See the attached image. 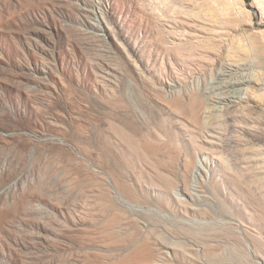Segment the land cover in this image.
I'll use <instances>...</instances> for the list:
<instances>
[{"label": "rangeland", "instance_id": "1", "mask_svg": "<svg viewBox=\"0 0 264 264\" xmlns=\"http://www.w3.org/2000/svg\"><path fill=\"white\" fill-rule=\"evenodd\" d=\"M263 36L264 0H0V264H264Z\"/></svg>", "mask_w": 264, "mask_h": 264}, {"label": "bare ground", "instance_id": "2", "mask_svg": "<svg viewBox=\"0 0 264 264\" xmlns=\"http://www.w3.org/2000/svg\"><path fill=\"white\" fill-rule=\"evenodd\" d=\"M205 7H207V6H205ZM243 10H244V8H243ZM205 14L206 15H210V9ZM250 41H251V39H249V42ZM248 46H250V45H248ZM251 46H253V45L251 44ZM248 50H250V49H248ZM242 51H243V49H242ZM231 53H233V51ZM244 53H245V51L243 52V54ZM244 55H247V54H244ZM236 56H238V55H236ZM234 63H233V65H231V64H222V66L218 70V73L216 74V77L214 79H212V81L217 80V81H215V83L212 82L213 85L216 84V86L213 87V88L211 86L212 89H214L215 91H218L217 97H214V99H212V100L216 101V98H217L218 102L224 106L223 107L224 108V110H223L224 112L223 113H224V117L226 116L227 132H228L229 135H231V138L233 137V133L236 132L235 129H236L237 125H235V124L239 123V118L238 117H243L244 116L243 112H240V114H237L238 111H236L237 106L240 104V102H242L244 100V97H242V94L244 92V87L246 85H248L249 83H251V82H255L256 83L258 81V79L257 80L256 79L253 80V77H252L251 73H246L247 69H241L240 67H238V65H237V68H234L235 67ZM231 141L230 142L233 143V139ZM234 143H235V141H234Z\"/></svg>", "mask_w": 264, "mask_h": 264}]
</instances>
